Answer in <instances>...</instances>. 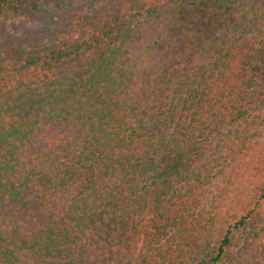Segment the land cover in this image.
<instances>
[{
  "label": "trees",
  "instance_id": "16d2710c",
  "mask_svg": "<svg viewBox=\"0 0 264 264\" xmlns=\"http://www.w3.org/2000/svg\"><path fill=\"white\" fill-rule=\"evenodd\" d=\"M0 44V264H264V0H111Z\"/></svg>",
  "mask_w": 264,
  "mask_h": 264
},
{
  "label": "rangeland",
  "instance_id": "374dc122",
  "mask_svg": "<svg viewBox=\"0 0 264 264\" xmlns=\"http://www.w3.org/2000/svg\"><path fill=\"white\" fill-rule=\"evenodd\" d=\"M111 0H51L46 6L55 10L81 9L85 13L94 12ZM45 22L30 16L0 17V44H11L22 40L38 42L46 35Z\"/></svg>",
  "mask_w": 264,
  "mask_h": 264
}]
</instances>
